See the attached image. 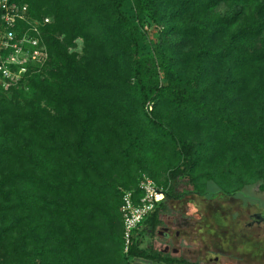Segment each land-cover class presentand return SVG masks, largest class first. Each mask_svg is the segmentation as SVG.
Instances as JSON below:
<instances>
[{
	"label": "trees",
	"instance_id": "1",
	"mask_svg": "<svg viewBox=\"0 0 264 264\" xmlns=\"http://www.w3.org/2000/svg\"><path fill=\"white\" fill-rule=\"evenodd\" d=\"M13 1L50 22L45 66L0 87V264H192L140 244L169 202L264 191V0ZM143 176L164 198L125 252Z\"/></svg>",
	"mask_w": 264,
	"mask_h": 264
},
{
	"label": "rangeland",
	"instance_id": "2",
	"mask_svg": "<svg viewBox=\"0 0 264 264\" xmlns=\"http://www.w3.org/2000/svg\"><path fill=\"white\" fill-rule=\"evenodd\" d=\"M227 11L228 9L223 7L219 9L222 15ZM145 32L147 33L146 42L152 45L158 38L157 29L147 23ZM81 49L82 41L78 40L73 51L80 53ZM246 195H249L250 198L245 199ZM243 199L247 201L226 198L207 201L202 197L191 195L182 201L169 202L167 212L161 216V227L170 229L171 247L180 250L179 258L192 264H221V261L210 262L208 259L217 257L221 259L220 251L223 248L235 252L236 250L240 252L242 247L249 249L250 245L244 239L245 237L241 239L239 235L240 229L246 221L247 215L257 211L256 207H262L264 210V191H260L256 186L245 191ZM160 231L165 233L163 228ZM243 231L246 232V230ZM176 233L177 235H175ZM161 237L163 235H156V233L153 236L152 239L156 238L153 241V243L157 242L156 247H159L158 241ZM149 243L151 242L146 240L140 245L146 247ZM262 243L259 240L256 247L260 249ZM230 253L232 254V252Z\"/></svg>",
	"mask_w": 264,
	"mask_h": 264
},
{
	"label": "built area",
	"instance_id": "3",
	"mask_svg": "<svg viewBox=\"0 0 264 264\" xmlns=\"http://www.w3.org/2000/svg\"><path fill=\"white\" fill-rule=\"evenodd\" d=\"M0 87H16L28 74L39 72L48 60L41 38V29L50 22L30 18L28 8L13 0H0ZM163 191L147 176L138 184V193L123 194L120 213L123 222L125 252L131 245L136 229L163 200Z\"/></svg>",
	"mask_w": 264,
	"mask_h": 264
},
{
	"label": "flooded vegetation",
	"instance_id": "4",
	"mask_svg": "<svg viewBox=\"0 0 264 264\" xmlns=\"http://www.w3.org/2000/svg\"><path fill=\"white\" fill-rule=\"evenodd\" d=\"M256 210L257 211L247 215L246 221L243 223L239 233L241 239L245 237L244 239L249 243V249L242 247L240 252L237 250L235 252L229 251L228 248H223L220 251L222 255L221 259L223 258V260L219 257L215 259L209 258L208 260H210V262L215 260L221 261V264H264V210L262 207H256ZM243 230H246V232ZM259 240L263 242L260 249L256 247ZM172 250H176L178 254H180L179 249L172 248ZM230 252H232V254Z\"/></svg>",
	"mask_w": 264,
	"mask_h": 264
},
{
	"label": "crops",
	"instance_id": "5",
	"mask_svg": "<svg viewBox=\"0 0 264 264\" xmlns=\"http://www.w3.org/2000/svg\"><path fill=\"white\" fill-rule=\"evenodd\" d=\"M162 228L164 229L165 233H161L160 230ZM156 235H160V236L163 235V237L159 238V241H158L159 247H156V245H155V244H157V242L153 243V241H155L156 238L152 239L149 236H146L145 238H143L145 242H146V240H149L151 242L147 246L148 247H153V249L155 251L161 252L162 254H169L171 257L179 258L178 251L176 253L173 252L172 247H171L170 240H172V235H171L170 229L167 228V227H159V229L156 232ZM174 239H175V236H174ZM167 247L169 249L168 252H164V249H166ZM135 261H137V262H135ZM144 262L146 264H162V263H153V262L148 261V260H139V259H134L131 264H145Z\"/></svg>",
	"mask_w": 264,
	"mask_h": 264
},
{
	"label": "water",
	"instance_id": "6",
	"mask_svg": "<svg viewBox=\"0 0 264 264\" xmlns=\"http://www.w3.org/2000/svg\"><path fill=\"white\" fill-rule=\"evenodd\" d=\"M168 250H169V249H168V247H167L166 249H164V252H168ZM173 252L176 253L177 251H176V250H173Z\"/></svg>",
	"mask_w": 264,
	"mask_h": 264
}]
</instances>
